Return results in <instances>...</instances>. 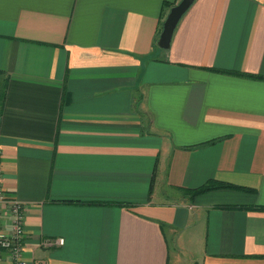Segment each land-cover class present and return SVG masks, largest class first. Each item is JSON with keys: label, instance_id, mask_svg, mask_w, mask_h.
Segmentation results:
<instances>
[{"label": "crops", "instance_id": "crops-1", "mask_svg": "<svg viewBox=\"0 0 264 264\" xmlns=\"http://www.w3.org/2000/svg\"><path fill=\"white\" fill-rule=\"evenodd\" d=\"M179 1L0 0L29 263L264 264V0H195L162 50ZM210 181L241 189L189 196Z\"/></svg>", "mask_w": 264, "mask_h": 264}, {"label": "built area", "instance_id": "built-area-1", "mask_svg": "<svg viewBox=\"0 0 264 264\" xmlns=\"http://www.w3.org/2000/svg\"><path fill=\"white\" fill-rule=\"evenodd\" d=\"M1 173L0 165V264L3 263V257H6L9 264H45L29 263L23 257L25 207L7 196L2 186ZM63 244V239L43 240L40 243L44 248L60 247Z\"/></svg>", "mask_w": 264, "mask_h": 264}, {"label": "water", "instance_id": "water-1", "mask_svg": "<svg viewBox=\"0 0 264 264\" xmlns=\"http://www.w3.org/2000/svg\"><path fill=\"white\" fill-rule=\"evenodd\" d=\"M195 0H180L172 6L163 21L161 32L157 40V47L168 50L173 33L183 15L189 10Z\"/></svg>", "mask_w": 264, "mask_h": 264}, {"label": "trees", "instance_id": "trees-1", "mask_svg": "<svg viewBox=\"0 0 264 264\" xmlns=\"http://www.w3.org/2000/svg\"><path fill=\"white\" fill-rule=\"evenodd\" d=\"M175 3H165L164 6L170 7V6H174ZM161 28H162V24L160 26V30L159 33L161 32ZM219 189H241L240 187H236V186H232L229 184H223V183H219V182H215V181H210L207 182L206 184H204L203 186L188 191V194L190 197H195L197 195H201L203 193L209 192V191H213V190H219ZM124 206V205H122Z\"/></svg>", "mask_w": 264, "mask_h": 264}, {"label": "rangeland", "instance_id": "rangeland-1", "mask_svg": "<svg viewBox=\"0 0 264 264\" xmlns=\"http://www.w3.org/2000/svg\"><path fill=\"white\" fill-rule=\"evenodd\" d=\"M169 200H172V199H169Z\"/></svg>", "mask_w": 264, "mask_h": 264}]
</instances>
